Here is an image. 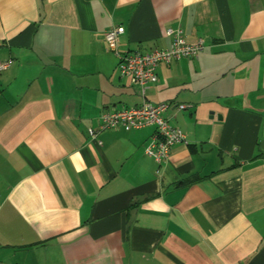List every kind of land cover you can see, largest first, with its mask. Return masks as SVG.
Returning <instances> with one entry per match:
<instances>
[{
	"label": "crops",
	"instance_id": "crops-1",
	"mask_svg": "<svg viewBox=\"0 0 264 264\" xmlns=\"http://www.w3.org/2000/svg\"><path fill=\"white\" fill-rule=\"evenodd\" d=\"M118 53L157 67L153 102L188 143L158 163L154 131L103 130L143 97ZM0 264H264V0H0ZM101 142V144L98 143Z\"/></svg>",
	"mask_w": 264,
	"mask_h": 264
},
{
	"label": "built area",
	"instance_id": "built-area-1",
	"mask_svg": "<svg viewBox=\"0 0 264 264\" xmlns=\"http://www.w3.org/2000/svg\"><path fill=\"white\" fill-rule=\"evenodd\" d=\"M122 26H112L104 33V39L109 48L116 52L119 58L118 69L121 76L130 79L143 97L138 106L126 107L120 110H103L99 117L96 128L90 126L87 133L91 139L106 129H118L129 131L153 126L154 131L144 148L147 156L156 162L162 163L168 160L170 151L175 144L188 143L184 132L172 125L164 113L170 107L179 110L189 107L188 104H173L170 102H153L145 97L146 89L156 82V70L160 64H169L180 58L197 57L203 50L202 40L188 43L183 36L181 28H169L166 34L171 38L170 45L165 49H154L151 51H132L124 54L118 53L117 44L123 33ZM11 60L0 62V72L5 70ZM101 144L100 141H98Z\"/></svg>",
	"mask_w": 264,
	"mask_h": 264
},
{
	"label": "water",
	"instance_id": "water-1",
	"mask_svg": "<svg viewBox=\"0 0 264 264\" xmlns=\"http://www.w3.org/2000/svg\"><path fill=\"white\" fill-rule=\"evenodd\" d=\"M262 146H264V141L261 142V146L260 147H262Z\"/></svg>",
	"mask_w": 264,
	"mask_h": 264
}]
</instances>
